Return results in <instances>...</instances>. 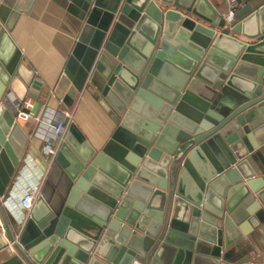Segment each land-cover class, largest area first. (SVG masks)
I'll return each mask as SVG.
<instances>
[{"label": "water", "instance_id": "1", "mask_svg": "<svg viewBox=\"0 0 264 264\" xmlns=\"http://www.w3.org/2000/svg\"><path fill=\"white\" fill-rule=\"evenodd\" d=\"M36 0H0V198L34 116L89 96L98 136L70 122L40 193L0 264H215L264 239V0L227 23L209 0H51L71 43L44 85L13 36ZM0 226L14 240L0 201Z\"/></svg>", "mask_w": 264, "mask_h": 264}, {"label": "crops", "instance_id": "2", "mask_svg": "<svg viewBox=\"0 0 264 264\" xmlns=\"http://www.w3.org/2000/svg\"><path fill=\"white\" fill-rule=\"evenodd\" d=\"M209 1L222 13L221 15L225 13V0ZM222 9L224 10L222 11ZM21 22L12 34L20 45L23 55L34 67L36 77L44 85H48V83L57 79L59 75V70H56L59 64L58 61L61 59V63L63 64L69 52L71 43V31L68 27L69 16L51 0H36L29 14L22 15ZM60 66L62 65L59 64L58 68H61ZM26 101L34 104L32 108L33 113L37 100L27 98ZM48 106L54 111L50 119L44 120L41 112L37 117L33 114L32 118H29L26 122L19 121L29 137L22 157L27 155L34 160L39 168L44 170L45 177L41 187H43L46 177L50 172L51 160L53 158L42 148L46 144V138H52V127L57 121L58 113L69 112L70 118L66 120V127L73 121L86 139L89 138L74 120L75 115L90 122L95 121V124L97 123V125L102 126L101 113L94 106L89 96L77 95L73 106L70 108L64 107L60 100L51 97ZM64 133L65 130L62 136L55 139V143L62 140ZM258 152L257 157L248 159V164L255 171V176L261 178L264 184V146H261ZM4 211L8 219L11 220L12 229L16 233L18 228L16 223L5 209ZM29 212L27 215H29ZM248 240L249 243L243 249L235 250L226 259H219L215 264H264V239L261 237H251ZM9 242L4 230L0 226L1 261L8 258L14 252V250L6 247Z\"/></svg>", "mask_w": 264, "mask_h": 264}, {"label": "built area", "instance_id": "3", "mask_svg": "<svg viewBox=\"0 0 264 264\" xmlns=\"http://www.w3.org/2000/svg\"><path fill=\"white\" fill-rule=\"evenodd\" d=\"M225 3L226 10L222 15V18L225 22L231 23L234 19V13L237 9L241 8L245 2L241 0H225ZM33 105L32 102L26 100L22 103H16L14 106L16 119L26 122L29 118H32ZM53 113V110H50V112L43 111V119H50L51 114L53 115ZM69 118L70 113L67 111L58 113L57 121L52 127V138H46V144L42 149L47 151L52 157L56 150L55 139L62 136L66 127V120ZM44 177V170L39 168L33 159L27 155L23 156L20 159L18 169L13 176L6 193L0 198L2 207H4V209L10 214L18 227L17 232L14 234V240L10 241L6 246L11 250H13V244L18 241L22 224L28 217L27 214L40 193ZM1 251L2 249H0V261Z\"/></svg>", "mask_w": 264, "mask_h": 264}, {"label": "rangeland", "instance_id": "4", "mask_svg": "<svg viewBox=\"0 0 264 264\" xmlns=\"http://www.w3.org/2000/svg\"><path fill=\"white\" fill-rule=\"evenodd\" d=\"M224 9H222L223 11ZM60 65H62L61 63V59L58 61ZM58 66L56 67V70H59L60 68ZM61 67V66H60ZM74 120L77 122V124L80 126V128L82 129V131L88 136V138L93 139L94 136H98V132H96V129L98 127H100L99 125H97V123L95 124V121L90 122L86 119L80 118L77 115L74 116ZM53 183H54V179H53V170L51 169L50 172L48 173L46 180L44 182L43 187H41V193H43L45 196H47V198H50L51 195V191L53 188Z\"/></svg>", "mask_w": 264, "mask_h": 264}, {"label": "trees", "instance_id": "5", "mask_svg": "<svg viewBox=\"0 0 264 264\" xmlns=\"http://www.w3.org/2000/svg\"><path fill=\"white\" fill-rule=\"evenodd\" d=\"M241 1H244V2L246 3V2L249 1V0H241Z\"/></svg>", "mask_w": 264, "mask_h": 264}]
</instances>
